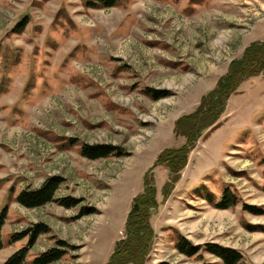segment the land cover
I'll list each match as a JSON object with an SVG mask.
<instances>
[{"label":"rangeland","instance_id":"374dc122","mask_svg":"<svg viewBox=\"0 0 264 264\" xmlns=\"http://www.w3.org/2000/svg\"><path fill=\"white\" fill-rule=\"evenodd\" d=\"M93 1L0 0V216L8 212L0 264L25 248L23 264L56 249L63 256L53 264H109L151 171L159 207L146 264H225L207 244L264 264V75L243 82L199 132L205 97L264 42V0ZM190 127L200 135L164 201L171 176L156 162L188 144ZM84 145L119 154L91 160ZM53 177L64 181L55 202L18 204ZM227 189L236 202L220 209ZM38 224L48 232L35 244L30 235L13 242ZM180 238L203 250L181 254Z\"/></svg>","mask_w":264,"mask_h":264},{"label":"trees","instance_id":"16d2710c","mask_svg":"<svg viewBox=\"0 0 264 264\" xmlns=\"http://www.w3.org/2000/svg\"><path fill=\"white\" fill-rule=\"evenodd\" d=\"M120 0H94L88 6L97 7L102 6L105 8H112L118 6ZM28 24L25 20L23 23L17 25V29L22 31ZM264 75V42L255 43L251 45L244 58L232 64L230 74L227 78H223L218 83L216 89L205 97L201 108L208 107L204 118L200 122V133H203L211 125L216 124L225 110V106L229 97L234 94L240 85L246 80L254 77ZM152 93L154 91H151ZM157 94V93H153ZM157 98V97H156ZM161 98V97H158ZM217 114L213 116L216 112ZM211 117V122L207 124V117ZM182 122L180 121L176 126V132H182ZM220 125L215 128L219 129ZM198 127V126H197ZM191 128V127H190ZM192 132L188 135V144L178 150H165L158 158L155 166H164L169 169L170 178L163 188L164 201H166L173 193L176 185L181 179V173L188 165V157L194 148V144L198 136L195 131L198 128H191ZM118 152V149L112 146L101 145L91 147L84 145L82 147V155L91 160H98L108 158ZM121 154V153H120ZM121 156V155H120ZM60 177H53L48 179L40 189H27L24 190L18 197L17 202L20 206L27 209H37L44 207L50 203L55 202V198L59 192L60 186L63 183ZM145 193L134 200V207L129 214L127 222L128 237L127 240L119 245L109 264H146L147 257L151 248L152 240L154 239V229L151 225L152 211L159 207L157 202V188L153 172H149L145 176ZM236 198L230 190H226L222 202L217 205L220 209L229 208L230 204H235ZM70 200L63 201L64 206H70ZM244 210L254 214L261 215L263 211L245 206ZM8 217L7 209L3 211L0 216V252L4 248L2 239L3 228L6 224ZM31 233H25L18 238H13L18 241L24 236L30 235V246L35 244L40 235L47 233L48 228L44 224H38L30 230ZM178 251L187 257H195L203 250L202 246H194L190 241L185 238H180ZM205 249L208 253L220 258L225 264H240L243 261V255L230 248H225L216 244H207ZM28 249H22L17 252L11 260L6 264H23L27 258ZM63 253L52 250L49 254L42 256L36 260L35 264H53L60 260ZM166 264V263H164Z\"/></svg>","mask_w":264,"mask_h":264},{"label":"crops","instance_id":"0c3cea01","mask_svg":"<svg viewBox=\"0 0 264 264\" xmlns=\"http://www.w3.org/2000/svg\"><path fill=\"white\" fill-rule=\"evenodd\" d=\"M256 79H257V78H256ZM181 183H182V182H181ZM181 183H180V184H181ZM192 186H194V185L192 184Z\"/></svg>","mask_w":264,"mask_h":264}]
</instances>
